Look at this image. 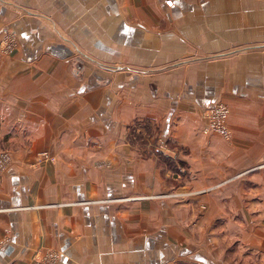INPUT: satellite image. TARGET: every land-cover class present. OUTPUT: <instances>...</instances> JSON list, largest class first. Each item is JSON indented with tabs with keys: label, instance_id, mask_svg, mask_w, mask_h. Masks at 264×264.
I'll use <instances>...</instances> for the list:
<instances>
[{
	"label": "crops",
	"instance_id": "crops-1",
	"mask_svg": "<svg viewBox=\"0 0 264 264\" xmlns=\"http://www.w3.org/2000/svg\"><path fill=\"white\" fill-rule=\"evenodd\" d=\"M3 29L0 264H264V0H0ZM175 170L221 187L169 199Z\"/></svg>",
	"mask_w": 264,
	"mask_h": 264
},
{
	"label": "rangeland",
	"instance_id": "rangeland-1",
	"mask_svg": "<svg viewBox=\"0 0 264 264\" xmlns=\"http://www.w3.org/2000/svg\"><path fill=\"white\" fill-rule=\"evenodd\" d=\"M18 48V42L17 39L15 37V35L7 30V29H3L1 32V36H0V50L6 54H10L12 52H14L16 49ZM228 116H229V106L225 105L223 103H221L220 105H216L215 107L206 109L204 111V119L206 120V125L203 128L204 133L213 135V134H217V135H223V137L225 139H228L231 135L229 126H228ZM138 128V127H136ZM2 145V144H1ZM38 159L39 160H43L44 159H50L51 161L55 160V157L53 158L51 155L46 154V153H41L38 155ZM175 157H178V155L176 154ZM9 159H10V154L7 152V150H1L0 151V171L1 170H5L8 165H9ZM178 171L175 170L174 173V177H175V184L170 187L171 189L168 190H164V194L162 196L164 197H170L169 199H179L177 197L180 198H190L198 193H215L218 191V189H220L221 186H213V185H209V186H201V187H193L190 186V188L186 187V186H182L181 185V178L183 177L180 173H177ZM163 177L165 178V175L162 174ZM179 183H177V181H179ZM161 196V195H160ZM161 196V197H162ZM173 197V198H171ZM202 205V209L206 210L207 206ZM202 212V211H201ZM197 220L195 222H193V225H197ZM214 219L211 218H207V222H206V226L213 221ZM190 221V219H189ZM227 222H229V219H227ZM190 223V222H189ZM228 225V223H227ZM226 228V227H225ZM222 232L225 231V229L222 227L221 228ZM226 232V231H225ZM227 233V232H226ZM224 233V234H226ZM222 243L229 241L228 236L223 235L222 236ZM48 253H53L52 252H48L46 253V255H48ZM45 255L42 254V256H40L38 258V260L35 261L34 264H39L40 262H42L44 260Z\"/></svg>",
	"mask_w": 264,
	"mask_h": 264
},
{
	"label": "built area",
	"instance_id": "built-area-1",
	"mask_svg": "<svg viewBox=\"0 0 264 264\" xmlns=\"http://www.w3.org/2000/svg\"><path fill=\"white\" fill-rule=\"evenodd\" d=\"M56 257H57V255L54 253H48V255H45L44 260L42 262H40L39 264H51L54 262Z\"/></svg>",
	"mask_w": 264,
	"mask_h": 264
}]
</instances>
